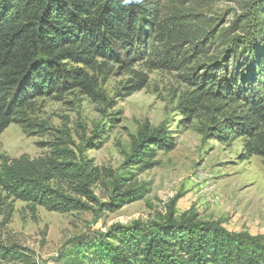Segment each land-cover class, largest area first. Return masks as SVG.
I'll use <instances>...</instances> for the list:
<instances>
[{
	"label": "trees",
	"instance_id": "obj_1",
	"mask_svg": "<svg viewBox=\"0 0 264 264\" xmlns=\"http://www.w3.org/2000/svg\"><path fill=\"white\" fill-rule=\"evenodd\" d=\"M219 2L243 7L229 27L209 13ZM110 64L133 77L125 97L146 87L136 64L175 73L186 85L178 102L184 116L200 117L201 132L221 142L242 138L245 156L264 160V0H0V135L11 124L45 133L40 98L78 92L106 104L100 78ZM99 139L83 138L85 146L77 147L62 132L44 156L0 153V215L8 216L17 201L33 213L91 210L98 216L142 200L145 185L125 189L122 176L86 157ZM175 146L164 124H145L129 159L149 169L157 151ZM104 183L107 203L94 191ZM174 204L165 216L70 240L59 264H264V236L230 233L192 212L177 218ZM0 264L31 262L22 248L0 241Z\"/></svg>",
	"mask_w": 264,
	"mask_h": 264
},
{
	"label": "rangeland",
	"instance_id": "obj_2",
	"mask_svg": "<svg viewBox=\"0 0 264 264\" xmlns=\"http://www.w3.org/2000/svg\"><path fill=\"white\" fill-rule=\"evenodd\" d=\"M236 4L219 2L209 13L226 28L242 14L243 7ZM108 69L100 78L106 104L78 92L40 98L37 116L47 123V131L31 132L11 124L0 135V153L10 159L22 155L33 159L48 154L46 144L62 132H68L77 147L85 146L83 138L99 136V142H92L97 147L86 157L117 178L122 176L125 189L145 185L148 193L114 213L98 216L91 210L61 214L38 208L33 213L26 204L11 202L9 215H0V241L22 248L31 264H59L70 240L106 232L114 224L146 222L157 213L165 216L173 200L177 218L192 212L198 220L217 222L227 232L264 236V160L245 156L242 138L221 142L201 132L205 125L200 117L184 116L178 102L186 85L175 73L136 64L134 70L146 76V87L125 97L126 83L133 77L127 68L110 64ZM145 124L150 129L164 124L176 146L169 152L157 151L149 169L140 170L129 155L133 137ZM105 184L94 188L103 203L109 201Z\"/></svg>",
	"mask_w": 264,
	"mask_h": 264
}]
</instances>
